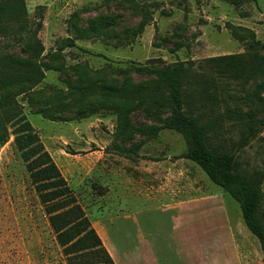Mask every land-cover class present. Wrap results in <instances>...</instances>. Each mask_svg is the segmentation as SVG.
Here are the masks:
<instances>
[{
  "label": "rangeland",
  "instance_id": "obj_1",
  "mask_svg": "<svg viewBox=\"0 0 264 264\" xmlns=\"http://www.w3.org/2000/svg\"><path fill=\"white\" fill-rule=\"evenodd\" d=\"M23 3L27 23L33 29L37 25L33 21L39 23L36 37L43 51L35 61L43 66L44 77L35 85L11 90L18 93L22 113L90 223L102 221L103 237L118 263L133 264V257H122V252H132L141 229L143 235L150 234L147 237L159 251L161 264L206 262L203 244L210 247L212 263L219 259L230 264H264L260 243L245 226L238 202L195 162L179 159L204 191L215 195L211 216L185 215L173 226L171 212L164 209L167 196L147 199L138 189L135 165L176 160L186 149L180 133L162 127L168 107L133 106L123 130L124 108L134 102L121 103L117 98L116 103H104L99 93L104 84L150 87L155 76L138 70L140 65L188 60L199 64L227 54L264 55V0ZM103 16L109 18L108 25L98 24ZM5 35L0 32V51L25 56L19 44ZM69 38L74 46L64 45ZM253 42L258 43L251 47ZM192 68L214 74L207 67ZM214 77V87L203 86L200 91L193 84L198 99L187 111L209 125L207 135L214 146L235 151L240 169L264 172V128L238 149L245 113L257 103L252 98L257 79ZM3 93L0 89V96ZM6 126L11 131L10 124ZM153 126L158 127L155 135L139 132ZM125 130L130 134L121 133ZM178 245L184 248L180 254ZM0 264H68L11 132L0 146Z\"/></svg>",
  "mask_w": 264,
  "mask_h": 264
},
{
  "label": "trees",
  "instance_id": "obj_2",
  "mask_svg": "<svg viewBox=\"0 0 264 264\" xmlns=\"http://www.w3.org/2000/svg\"><path fill=\"white\" fill-rule=\"evenodd\" d=\"M25 14L23 0H0V32L13 38L19 44V52L26 56L0 51V89L4 90L0 96V146L8 140L11 132L67 263L114 264L66 180L61 176L48 152L44 150L37 134L32 131L31 124L16 100L18 93L11 90L14 87L35 85L44 77L43 66L35 61L43 51V46L36 37L39 23L33 21L35 25L37 24L33 29L25 20ZM97 22L105 26L110 20L103 16ZM257 43L253 42L251 47ZM64 45L74 46L75 43L69 38ZM261 46L264 47V43ZM244 56L241 54L214 56L204 59L203 63L199 64L197 61L188 60L175 61L165 66L140 65L137 67L138 70L147 71L155 76L150 87L139 85L127 88L104 84L99 93L104 103H116L117 98L121 103L134 102L124 108L121 122L123 130L128 127L126 114L133 106L150 104L159 107L164 104L168 107L169 114L165 117L162 127L180 133L186 142V149L181 157L198 164L213 183L238 202L245 226L260 243L264 262V190L261 189L264 172L249 173L240 169L235 151L214 146L207 135L209 125L200 123V116L187 111L193 109L192 103L198 99L194 97L193 84L199 85L202 91L203 86L214 87L215 74L231 80L247 79L251 76L257 79L256 91L252 95L257 103L245 113V130L238 143V149L264 128V55L256 53L245 58ZM193 66L207 67L208 72L214 74L204 75L195 71ZM227 97L231 98L232 95L228 94ZM8 123L11 131L6 126ZM157 130L158 127L153 126L149 130L139 132L149 136L155 135ZM121 133L129 135L130 130ZM66 152L76 153L68 150Z\"/></svg>",
  "mask_w": 264,
  "mask_h": 264
},
{
  "label": "crops",
  "instance_id": "obj_3",
  "mask_svg": "<svg viewBox=\"0 0 264 264\" xmlns=\"http://www.w3.org/2000/svg\"><path fill=\"white\" fill-rule=\"evenodd\" d=\"M179 159L171 160L167 159V162L163 164L158 163H148L141 162L135 165L136 171V184L138 189L143 191L147 199L155 200L157 194H162L163 197L167 196V203L164 205L166 211L171 212V222L172 225H175V221L182 219L183 216H194L202 217L204 215L211 216L215 214V195L204 191V187H201L198 184V181L191 177L190 171L188 170V165L183 162H179ZM92 227L95 229L99 235L101 242L105 249L110 254L114 264H119L117 258H115L113 252L110 250L106 241L103 237V234H106L105 227L102 224V221L95 219L91 221ZM140 234V240L134 246L132 252L123 251L122 257L131 255L133 257V264H161L157 258L156 247L149 240L147 236L141 233V229L138 231ZM160 249V248H158ZM178 253H182L184 250L183 246L176 248ZM164 250V249H163ZM204 257H207L206 262L204 259L201 264H230L229 262H222L217 260V262L212 263L209 259L211 256L210 247L203 244V253ZM236 264V262H233ZM166 264H169L166 262ZM182 264H190L188 261L182 262Z\"/></svg>",
  "mask_w": 264,
  "mask_h": 264
}]
</instances>
